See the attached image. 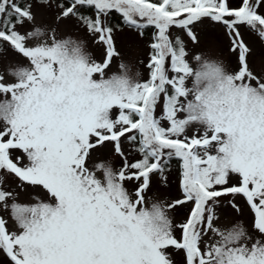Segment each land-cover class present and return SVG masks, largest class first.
Returning a JSON list of instances; mask_svg holds the SVG:
<instances>
[{
  "label": "snow or ice",
  "instance_id": "6c2138e0",
  "mask_svg": "<svg viewBox=\"0 0 264 264\" xmlns=\"http://www.w3.org/2000/svg\"><path fill=\"white\" fill-rule=\"evenodd\" d=\"M0 264H264V0H0Z\"/></svg>",
  "mask_w": 264,
  "mask_h": 264
}]
</instances>
